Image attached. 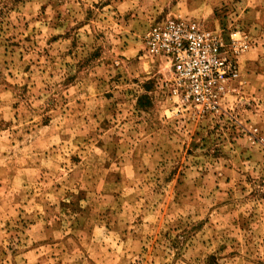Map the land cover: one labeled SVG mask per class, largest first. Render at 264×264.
<instances>
[{"label": "rangeland", "instance_id": "rangeland-1", "mask_svg": "<svg viewBox=\"0 0 264 264\" xmlns=\"http://www.w3.org/2000/svg\"><path fill=\"white\" fill-rule=\"evenodd\" d=\"M247 46L215 114L144 33ZM0 264H264V0H0Z\"/></svg>", "mask_w": 264, "mask_h": 264}, {"label": "built area", "instance_id": "built-area-1", "mask_svg": "<svg viewBox=\"0 0 264 264\" xmlns=\"http://www.w3.org/2000/svg\"><path fill=\"white\" fill-rule=\"evenodd\" d=\"M247 46L240 29H206L175 16L153 23L144 33L143 51L161 58L171 73L172 93L197 114H215L239 73Z\"/></svg>", "mask_w": 264, "mask_h": 264}]
</instances>
